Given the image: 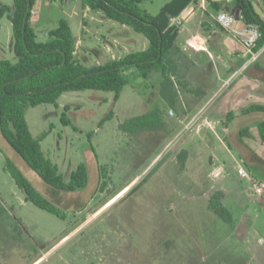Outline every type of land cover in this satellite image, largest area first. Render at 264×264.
<instances>
[{
    "label": "rangeland",
    "instance_id": "obj_1",
    "mask_svg": "<svg viewBox=\"0 0 264 264\" xmlns=\"http://www.w3.org/2000/svg\"><path fill=\"white\" fill-rule=\"evenodd\" d=\"M48 1L56 7H47ZM12 2L0 0V8ZM38 7L43 10L38 18L51 12L58 17H65L68 10L79 13L82 23L74 26V32L85 36L86 29L93 38L88 40L89 54L81 52L80 44L76 56L88 67L138 52L144 42L149 45L144 35L101 12L97 21H91L97 12L85 11L83 0H38ZM85 13L88 17H82ZM0 24V61L16 62L7 16L0 17ZM44 24L36 26L39 42L47 41V31L58 26ZM125 74L129 84L118 101L113 92L86 90L64 94L57 105L28 111L33 136L48 133L41 142L43 151L65 179L86 164L89 182L82 191L68 193L46 185L0 131V264H264V211L250 213L255 223L245 236L210 207L221 181L250 186L248 180H239L236 163L224 169L217 164L210 170L214 153L223 164L232 162L206 132L198 135L202 141L192 140L196 131L186 128L181 118L182 94L178 99L171 94L162 98L160 73L144 79L129 68ZM208 74L206 80L214 86ZM183 79L179 73L174 78L182 92ZM110 111L113 118L100 125ZM152 112H158L160 129H121L125 122ZM64 115L70 124L62 121ZM6 157L63 211L64 219L25 201L5 169ZM219 169L222 174L213 176ZM244 197L250 202L247 193Z\"/></svg>",
    "mask_w": 264,
    "mask_h": 264
},
{
    "label": "trees",
    "instance_id": "obj_2",
    "mask_svg": "<svg viewBox=\"0 0 264 264\" xmlns=\"http://www.w3.org/2000/svg\"><path fill=\"white\" fill-rule=\"evenodd\" d=\"M38 0H13L12 6L3 5L0 17L8 16L12 23L13 51L16 62L0 61V131L6 142L25 164L48 186L63 192L75 193L87 188L89 172L81 163L65 179L58 164L43 151L41 142L48 133L35 138L31 132L27 114L29 109L43 104L57 105L66 93L86 90L113 92L118 101L125 86L129 84L125 72L135 68L144 79L156 72L162 77L163 96L172 89L173 78L178 76V65L173 56L177 53L178 28L170 25V19L181 14L192 0H173L157 16L141 6L142 0H83L84 6L148 40L147 49L130 53L119 60H110L104 65L88 67L76 56L78 39L71 23L62 18L58 26L48 33V40L38 41L32 23L33 11ZM240 10L243 23L259 28L261 38L257 48L264 46V21L257 14L251 0H234L232 13ZM69 109V107H66ZM249 115L264 113V106L253 105L242 111ZM110 111L100 125L111 120ZM233 114L227 116L229 122ZM62 121L66 125V115ZM162 127L158 112L132 119L122 124L125 132L154 130ZM260 140L264 143V121L258 124ZM242 137H251L248 129L240 132ZM89 140L91 136L88 135ZM5 169L23 193L26 202L64 219L63 211L44 197L23 174L19 167L6 157ZM222 192H216L210 207L225 222H232V215L222 203Z\"/></svg>",
    "mask_w": 264,
    "mask_h": 264
},
{
    "label": "crops",
    "instance_id": "obj_3",
    "mask_svg": "<svg viewBox=\"0 0 264 264\" xmlns=\"http://www.w3.org/2000/svg\"><path fill=\"white\" fill-rule=\"evenodd\" d=\"M172 1L142 0L141 6L151 15L157 16ZM251 1L257 14L264 21V0ZM12 5L13 2L7 4V6ZM45 5L56 7L50 1ZM233 8L234 0H192L180 15L170 19V25L178 28L176 41L178 51L173 58L178 65V73L184 77L182 80L184 90L183 92L178 90L177 83L173 78L174 85L171 90L166 91V95L171 94L173 98L178 99L182 94V101L185 105L181 109L183 116L181 118H184L183 122L187 123L186 128L189 126L191 130L196 131V137L192 140L197 141L198 135L206 132L214 137L218 149L225 151V156L232 162V164H228L224 161L223 164L219 156L214 153L210 155L209 159L210 170L214 169L217 164L224 169L235 167L234 163H236L238 168L240 162H244L251 176L260 177L259 179L264 181V143L260 140L258 133V124L264 121V113L249 115L242 113L244 109L253 105L264 106V46L249 53L238 38L217 24L218 13L223 11L232 13ZM88 10L89 7H86L85 11ZM42 11L39 7L34 9L32 23L35 29L41 22H45L44 25L54 24V22L58 24L60 19L67 16L73 31L78 22L82 23V19L78 18L79 13L75 10L63 12L65 17H58L51 12V14L44 13L41 18H38L43 13ZM100 14V12L93 13L90 20L97 21ZM82 17L88 16L85 13ZM7 19L10 23L7 27L10 37L13 35L11 32L12 23L8 16ZM245 26L241 17L235 23V29L238 30ZM82 33L85 36H78L74 32L78 39L77 49L81 44V52L88 55V47L91 46L88 40L93 37L86 33V29ZM146 46L147 44L144 42L142 50L147 49L148 46ZM113 58V60L121 59V57L115 59L114 56ZM202 71H207V73L201 75ZM192 72L196 73L192 74ZM208 72L216 82L214 86H210L209 81L206 80L209 76ZM160 82V96L166 99L163 96V80ZM210 87L215 88V91L210 92ZM203 98H205L204 101H202ZM229 114L234 116L227 122ZM245 129L250 131L251 137L240 135V132ZM199 140L202 141L203 138ZM205 142H208L207 138ZM242 185L240 183L234 185L231 181H221L217 185L216 192H222V203L232 215L233 219L230 225L242 233L245 232V236H249L247 231H251V227L255 223L250 213L264 211V198L255 197L251 185L247 188ZM246 193L250 200L248 203L244 197Z\"/></svg>",
    "mask_w": 264,
    "mask_h": 264
},
{
    "label": "built area",
    "instance_id": "obj_4",
    "mask_svg": "<svg viewBox=\"0 0 264 264\" xmlns=\"http://www.w3.org/2000/svg\"><path fill=\"white\" fill-rule=\"evenodd\" d=\"M216 21L220 27L230 31L233 36L238 38L247 52L251 53L257 48V44L259 42V39L261 38V33L257 26L248 25L240 30L235 29V23L237 21V18L234 13H229L227 11L218 13ZM221 174L222 171L219 169L215 171L212 175L218 177ZM237 174L239 178L243 180H248L250 182L251 189L255 197L259 199L264 198V181L251 176L244 162H240V165L237 168Z\"/></svg>",
    "mask_w": 264,
    "mask_h": 264
},
{
    "label": "water",
    "instance_id": "obj_5",
    "mask_svg": "<svg viewBox=\"0 0 264 264\" xmlns=\"http://www.w3.org/2000/svg\"><path fill=\"white\" fill-rule=\"evenodd\" d=\"M235 16H236L237 20L240 19V10H237L235 12Z\"/></svg>",
    "mask_w": 264,
    "mask_h": 264
}]
</instances>
